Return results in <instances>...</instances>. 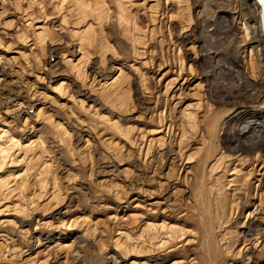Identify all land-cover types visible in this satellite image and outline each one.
I'll list each match as a JSON object with an SVG mask.
<instances>
[{
	"label": "rangeland",
	"instance_id": "obj_1",
	"mask_svg": "<svg viewBox=\"0 0 264 264\" xmlns=\"http://www.w3.org/2000/svg\"><path fill=\"white\" fill-rule=\"evenodd\" d=\"M262 137L255 2L0 0V264H264Z\"/></svg>",
	"mask_w": 264,
	"mask_h": 264
},
{
	"label": "water",
	"instance_id": "obj_2",
	"mask_svg": "<svg viewBox=\"0 0 264 264\" xmlns=\"http://www.w3.org/2000/svg\"><path fill=\"white\" fill-rule=\"evenodd\" d=\"M250 2H255L259 8V24L261 36L264 39V0H249Z\"/></svg>",
	"mask_w": 264,
	"mask_h": 264
},
{
	"label": "bare ground",
	"instance_id": "obj_3",
	"mask_svg": "<svg viewBox=\"0 0 264 264\" xmlns=\"http://www.w3.org/2000/svg\"><path fill=\"white\" fill-rule=\"evenodd\" d=\"M226 31V30H225ZM255 43H257V41L255 39H251L250 42H248L247 44L250 45V46H253ZM235 57V56H234ZM245 90V89H244ZM244 134V133H243ZM242 135V134H241ZM261 137V136H260ZM260 142H263L264 141V137L262 138H259ZM253 147V146H252Z\"/></svg>",
	"mask_w": 264,
	"mask_h": 264
}]
</instances>
